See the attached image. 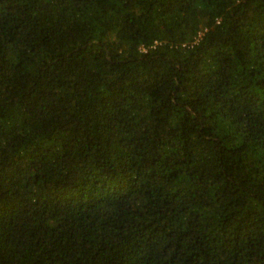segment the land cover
Returning <instances> with one entry per match:
<instances>
[{
	"label": "trees",
	"instance_id": "obj_1",
	"mask_svg": "<svg viewBox=\"0 0 264 264\" xmlns=\"http://www.w3.org/2000/svg\"><path fill=\"white\" fill-rule=\"evenodd\" d=\"M0 264H264V0H0Z\"/></svg>",
	"mask_w": 264,
	"mask_h": 264
},
{
	"label": "built area",
	"instance_id": "obj_2",
	"mask_svg": "<svg viewBox=\"0 0 264 264\" xmlns=\"http://www.w3.org/2000/svg\"><path fill=\"white\" fill-rule=\"evenodd\" d=\"M202 33H200V35H201ZM158 44V41H155L154 42V44H152L151 45V47H156V45ZM148 47L147 46H144V45H142L141 47H140V50L142 51V52H147L148 51Z\"/></svg>",
	"mask_w": 264,
	"mask_h": 264
}]
</instances>
